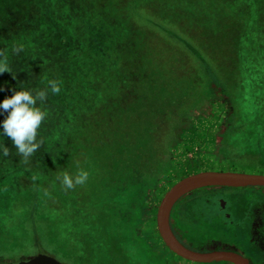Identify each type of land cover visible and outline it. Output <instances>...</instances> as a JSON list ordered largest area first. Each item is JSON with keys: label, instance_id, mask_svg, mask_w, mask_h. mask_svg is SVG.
I'll return each mask as SVG.
<instances>
[{"label": "rangeland", "instance_id": "1", "mask_svg": "<svg viewBox=\"0 0 264 264\" xmlns=\"http://www.w3.org/2000/svg\"><path fill=\"white\" fill-rule=\"evenodd\" d=\"M70 1L74 0L0 1V10L1 7L9 8L11 12L38 9L40 15L32 17L30 24L33 28L27 37L23 38L17 30L19 24L6 29L15 33L11 32L7 38L0 37V46L5 47V43L8 46L2 50L8 56L11 67V72L0 74V103L13 95V89L48 90L47 100L42 104L37 103V107L41 106L48 112L40 127L42 132L37 137L43 140V145L27 164L16 154L17 148L11 138L3 134L2 123L7 113L0 109V143L8 147L11 153L4 157L0 152V264L17 263L42 255L51 256L62 264H151L149 258H152V252L158 251L161 260L170 264L169 253L156 231L155 210L163 193L174 182L200 171L264 174V139H254L257 135L264 137V0H190L201 5L199 14L203 8L208 11L207 17L203 15L200 19H203V25L214 23L215 29H209L207 25L206 31L203 26L197 27L190 22L183 11L171 9L170 3L164 7L149 6L148 11L142 10V6L137 7L138 0H87L90 1L87 2V9L92 15L91 21L97 22L96 15L99 14L103 22L102 30H96L113 38L112 44L107 45V57L115 56V52L118 54L115 57L123 60L128 57L124 49L132 48L130 52L135 61L129 62V67L146 76L142 79L138 74L135 79L139 94L141 83L157 82L161 85L162 88L155 93L158 96L156 100L149 95L142 97L145 101L140 104L143 112L149 108V100L162 111H167L176 109L175 106L184 98L179 89L176 93H170L173 77L182 75L174 69L187 60L174 42L175 36H170L176 30L186 36L187 42L191 40L206 60H217L227 75L229 90L221 95L217 89H211L212 96L207 104L192 112L176 130V141L168 148L169 169L166 174L156 185H146L144 196L150 195V206L142 210L135 225V233L144 240L145 247L137 245L136 237L127 228L131 226L132 218L126 221L124 228L120 222L118 226L104 224V205L120 203L121 200L115 197L119 187L91 177L94 170L98 174L92 151L98 153L96 160L100 161L104 152L119 137L111 134L113 138L107 142L108 145L97 146L93 143L95 138L101 141L109 137L104 126L111 112L98 103L110 100L114 89L102 85L96 87V79H92L93 87L80 91L75 86L66 92L63 101L61 95H53L48 89L49 80H57L61 85L62 78L68 76L65 61L70 52L59 55L49 52L52 47L45 43L47 25H52L50 30L55 28L60 32L59 38L52 39L53 44L62 42L65 39L62 34L67 31L72 33L75 24L69 21V17H57L66 13L65 8L77 9L74 4L68 5ZM224 17L234 18L241 27L242 33L237 43L233 42L232 30L221 29ZM240 17H243V21H240ZM10 20L14 21L15 17L8 15L6 24ZM111 20L118 22L112 24ZM128 22L134 23L133 29ZM124 37V42L129 41V45H122L120 53H117V41L114 39ZM16 46L23 49L19 54L12 51ZM33 47L37 48L28 58L25 51ZM96 48L94 46V51ZM37 50L40 53L35 52ZM123 61L127 62L126 59ZM21 66H28L29 69ZM31 66L38 67V70ZM123 70L127 73L126 67ZM113 75L114 72H110L108 77L106 74L102 77L107 80ZM192 78L186 66L184 89L195 86ZM52 96L56 98L53 108L49 105ZM185 100L188 102L190 99ZM63 103L69 105L64 112L61 110ZM57 107L58 112L54 111ZM121 107L123 105L119 104L118 109L121 110ZM53 122L57 127L51 133ZM173 122L177 121H170V129L162 133V140L170 138ZM97 123H101L103 128L96 126ZM114 126L120 129L116 123ZM221 130L223 134L218 135ZM78 169L88 172L87 182L65 191L57 177L64 171L75 175ZM136 198L131 200V204L134 200H140L141 193ZM216 201L225 202L228 211L233 214L232 220L242 222L236 230V243L251 257L264 253L263 187L202 188L183 196L170 211V220L178 235H183L188 229H200L201 223L211 222ZM252 207L259 211V220L254 218L256 210ZM213 226L217 227L215 223Z\"/></svg>", "mask_w": 264, "mask_h": 264}, {"label": "trees", "instance_id": "2", "mask_svg": "<svg viewBox=\"0 0 264 264\" xmlns=\"http://www.w3.org/2000/svg\"><path fill=\"white\" fill-rule=\"evenodd\" d=\"M1 1V0H0ZM138 6H142V10H150L147 7L155 5L165 6L166 3H170V8L176 11H183L186 15V18L193 22L195 26L202 27L205 31L207 25L209 29H215L214 23H204L203 15L208 14L206 8H203L202 13L199 14V9L201 7L198 3H193L190 0H138ZM137 1V2H138ZM90 1L87 0H74L73 2H68V5L74 4L77 9L72 7L65 8L63 14L57 15L58 18H64L65 16L69 17V21L74 23L72 28V33L67 31L66 34H62L65 39L62 42L53 44V38H59L60 32L55 28L50 30L52 25H47L46 31V44L51 45L49 52H53L59 55L61 52H70V55L65 61L66 66H68V75L62 78V83L60 85L61 91L58 95H61L62 101L66 96V92L72 90L75 86L80 88V91L88 87H93L94 83L92 79H96L95 86L106 87L114 89L113 96L110 97V100L100 101L98 104L103 106V109H107L111 112V115L104 126V130L108 132V138H103L101 141H97L96 138L93 143L98 145H108L107 142L112 140L113 135H115V143L104 152L100 161H97L98 153L92 151L93 160L95 164L94 176L101 182L106 183L107 185H118V194L115 197L118 200H121L119 204L111 203L110 205H104L102 220L104 224L109 225H119L124 228V224L129 218H132L131 226L127 228L130 229L134 236L136 237V243L140 247L147 246L142 238H138L135 233L136 221L140 218L142 210L149 207V197L150 195L144 196L146 192V185H156V183L166 174L169 169V151L168 148L175 143L176 141V130L183 124L184 120L189 117V115L201 108V106L208 102L212 96L211 89H217L218 93L223 95L225 91H228L227 86V75L223 71L222 65L217 61L209 62L201 55V50L198 49L194 43L186 41V36L181 32L176 30L175 34H170V36H175L174 42L178 45L179 49L183 52L187 60L182 66L176 67L174 70L182 73L177 74L173 77V82L170 83V93L178 92L177 89L183 92L184 98L178 102L176 109H168L167 111H162L158 106L154 105L150 100L148 101L149 108L143 112L140 104L145 103L143 96L149 95L157 99V94H155L158 89L162 88L159 83H150L145 82L141 83V93L139 94V87L136 84L135 79H137V71L129 67V62H134L135 58L132 55L131 49L126 47L123 52H128L126 55L128 57L123 58L127 62L121 60V57L115 56L107 57V49L110 44H112L110 35H103V31H97L96 29H101V22L99 14L96 15L97 22H92L90 12L88 11V5ZM141 2L143 4L141 5ZM46 4V3H44ZM11 9L1 7L0 10V22L2 26L0 27V37L9 36L11 32L15 33L13 30H7V28H13L15 24H19L17 30H19L23 38L27 37L30 33V30L33 28L30 24L32 17L36 15L39 17V10L29 9L24 12H11ZM174 12V11H173ZM197 13V15H194ZM13 15L15 17V22L10 20L6 24V17ZM44 15V14H43ZM206 17H204L206 19ZM55 17H53L54 19ZM178 20L179 18L176 17ZM221 29H230L234 34L233 42L237 43L238 36L242 33L241 27L235 22L234 18H222ZM240 21H243V17H240ZM46 22H49L48 20ZM45 22V23H46ZM118 22L117 20H111L112 24ZM239 22V21H237ZM134 23L128 22V26L132 29ZM25 26V27H24ZM30 26L31 28H28ZM24 27V28H21ZM175 29L174 25H171ZM220 29V30H221ZM129 30V29H128ZM130 32V31H129ZM130 35L127 40H129ZM171 38V37H170ZM117 41L115 43L117 53H120L122 45H129V41H125V37L121 40L114 39ZM108 45V47H107ZM119 45V46H118ZM94 46H97L94 51ZM6 49L8 46L5 43ZM4 45L0 46V50L5 48ZM18 47V46H16ZM39 47V43L38 46ZM28 48L25 52H28V58L33 54V49L37 48ZM107 47V48H106ZM76 48L78 50L75 52ZM13 49V48H12ZM42 49V48H41ZM72 51V52H71ZM35 52L40 53V50ZM78 53V56L76 55ZM188 61V62H187ZM94 63V64H93ZM177 61L175 60L174 66H176ZM186 66L188 71L192 75V83L195 86H186L184 89L183 84V75ZM13 67L16 68V65L13 64ZM24 69H29L28 66H21ZM126 67L127 73L123 70ZM30 68L38 70V67L31 66ZM95 68V71L94 69ZM114 72L112 78L108 79V74ZM125 72V73H124ZM196 72V74L194 73ZM100 73V74H99ZM100 75V77L98 75ZM107 75V80H104L102 76ZM142 79L144 75L139 74ZM54 95V94H53ZM57 95V96H58ZM125 95V98H124ZM182 95V94H181ZM55 96H52L50 99V106L55 107L56 103ZM185 99H190L186 102ZM135 101V102H133ZM160 101V100H158ZM157 102V101H155ZM188 103V105H187ZM46 105V103H44ZM119 104L123 105L121 110L118 109ZM98 106V105H96ZM69 107L68 104L63 103L61 107L62 112H64ZM171 108V107H170ZM184 108V110H183ZM117 109V112H116ZM58 112V107L54 111ZM115 111V112H114ZM58 118V113H56ZM54 117L53 119H55ZM57 120V119H56ZM176 120V123H172L171 129L172 133L169 139L162 140L160 137L163 132H166L170 129V121ZM120 127L116 128L114 125ZM96 126L102 127L101 123H97ZM55 127V128H54ZM57 124L52 123L51 133L55 132ZM115 127V128H114ZM103 128V127H102ZM49 130V129H47ZM102 130V129H99ZM219 130V129H218ZM103 131V130H102ZM42 131L38 129V133ZM101 132V131H100ZM113 134V135H111ZM170 134V133H169ZM218 135L223 134L221 130ZM220 139V138H219ZM255 141H262L264 137L255 136ZM264 142V141H262ZM109 147V146H108ZM256 152H258L256 150ZM196 172V171H195ZM140 200H134L131 204V200L134 197L138 196ZM192 193V192H191ZM149 194V193H148ZM143 197V198H142ZM110 198V197H108ZM86 206H89L86 205ZM109 208V210H108ZM80 209V208H79ZM132 209L133 212H132ZM82 210V209H81ZM81 213V211H80ZM120 222V223H119ZM48 249V247H44ZM150 251L148 252V254ZM152 258H149L151 264H165L161 260L160 256L156 252H152Z\"/></svg>", "mask_w": 264, "mask_h": 264}, {"label": "water", "instance_id": "3", "mask_svg": "<svg viewBox=\"0 0 264 264\" xmlns=\"http://www.w3.org/2000/svg\"><path fill=\"white\" fill-rule=\"evenodd\" d=\"M243 188L263 187L264 174H251L233 171H200L187 175L174 182L162 195L155 210V227L164 246L176 256L191 262L209 263L228 261L242 264L239 258L227 252L197 253L181 245L169 228L168 217L172 206L183 196L202 188ZM5 264H62L48 255L36 256L25 261Z\"/></svg>", "mask_w": 264, "mask_h": 264}, {"label": "clouds", "instance_id": "4", "mask_svg": "<svg viewBox=\"0 0 264 264\" xmlns=\"http://www.w3.org/2000/svg\"><path fill=\"white\" fill-rule=\"evenodd\" d=\"M22 47H14V54H19ZM11 72L8 62V56L5 51L0 50V74ZM48 89L54 95H58L61 91L60 82L57 80L48 81ZM11 97L5 98L0 103V109L7 113L2 123L4 135L11 138L14 146L17 148V155L21 157V161L25 164L29 163L30 158L35 155L37 150L43 145L42 139H37L38 129L41 127L42 121L46 119L48 112L41 106L37 107V103L42 104L47 100L48 90L27 89L15 91ZM10 110V111H9ZM0 152L4 157L10 156V149L0 143ZM88 172L78 169L75 175H70L64 171L57 178L61 182V186L65 191L73 189L77 185H83L87 182ZM36 179V177H33ZM45 195H48L45 192Z\"/></svg>", "mask_w": 264, "mask_h": 264}, {"label": "flooded vegetation", "instance_id": "5", "mask_svg": "<svg viewBox=\"0 0 264 264\" xmlns=\"http://www.w3.org/2000/svg\"><path fill=\"white\" fill-rule=\"evenodd\" d=\"M254 207H252L253 209ZM256 210L254 218L260 219V213ZM233 214L228 211L225 202L216 201V210L214 215H211V220L215 221L201 223L200 229L198 230H186L183 235H178L174 228L173 222L170 220V213L168 217L169 228L173 233L176 240L183 245L186 249L197 252H227L236 255L242 264H264V253L259 254L257 257H251L247 254L243 247H240L236 241L237 235L236 230L242 225L241 221H233ZM216 226H213V224ZM242 227V226H241ZM164 249L169 253L170 264H233L228 261H212L209 263H196L184 260L172 252H170L165 246ZM159 252V251H158ZM157 252V253H158ZM159 254V253H158ZM169 257H167V260Z\"/></svg>", "mask_w": 264, "mask_h": 264}]
</instances>
